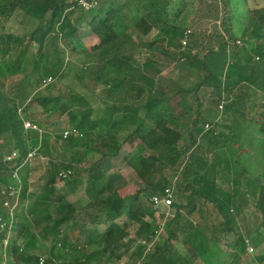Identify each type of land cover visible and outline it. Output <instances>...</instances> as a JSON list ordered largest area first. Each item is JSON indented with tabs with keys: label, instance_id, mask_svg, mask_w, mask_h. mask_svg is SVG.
Returning <instances> with one entry per match:
<instances>
[{
	"label": "trees",
	"instance_id": "obj_1",
	"mask_svg": "<svg viewBox=\"0 0 264 264\" xmlns=\"http://www.w3.org/2000/svg\"><path fill=\"white\" fill-rule=\"evenodd\" d=\"M83 1L87 8L76 0H0V140L4 148L0 152V181L20 188L14 176L31 154L34 157L42 152L38 149L50 145L46 132L50 133L47 124L52 126L53 120L66 116L69 129L78 132L57 139L56 144L66 145L58 150L70 157L50 161L47 189L27 197V182L23 181L26 190L21 199H33L37 212L29 208L19 213L18 208L11 213L4 206L12 190L2 196L0 253L4 264H40L41 260L44 264H102L106 257L121 261L120 252L132 237L131 228H136L134 237L141 246L138 257L142 264H190L174 242L187 247L191 256L205 264H222L225 257L219 246L231 235L228 247L233 252L226 258L233 263L240 258L251 261L248 246L255 251L264 245V122L249 121L248 127L257 130L256 136H245L236 127L239 120L247 121L248 105L256 102V93L264 96V7L250 9L249 0H220L225 11L221 32L193 33L181 23L187 7L183 0ZM232 3H236L237 14H243L239 20L241 38L233 32ZM18 14L38 23L31 35L5 32ZM83 28L97 39L98 51L90 52L85 46L80 35ZM153 30H157L154 40H145ZM127 45L144 47L153 58L165 57L175 63L181 70L177 87L158 90L160 72L153 67V60L138 67L132 58L124 57ZM71 62L80 64V75L101 87V93L106 91L108 98L114 99L125 95L124 102L92 106L74 88L73 93L67 92L70 86L60 80ZM47 80L51 82L45 83ZM18 84L25 89L16 91ZM9 86L10 90L14 86V94L7 91ZM44 86L45 92L57 86L60 94L43 95ZM203 89H210V97L223 103L227 121L217 118L208 122L200 98ZM179 99L192 103V108L178 112ZM26 123L36 130L27 129ZM206 126H210L207 131ZM220 128L228 130L231 138L221 139ZM135 143L136 149L125 160L145 188L123 198L104 165L120 158L127 144ZM255 144L260 152L252 150ZM225 145L233 152H225ZM97 153L100 163L92 161L67 180L70 193L84 192L88 204L67 202L63 194L67 188H55L58 180L64 181L60 175L96 159ZM258 163L262 170L257 169ZM168 171L186 203H173L175 216L164 225L165 243H157L145 256L141 242H151L161 229L146 221L155 222L158 211L150 200L164 197L168 188L173 190ZM2 173L6 177H1ZM225 174L234 178L233 190L220 185ZM248 204L258 215L260 230L244 239L237 218ZM81 212L83 224L70 225ZM19 214L21 221L17 223ZM195 215L201 222L191 220ZM97 226L103 231L99 238H93L88 231ZM76 230V240L70 241L69 231ZM41 242L49 244L51 257ZM55 251L57 257L53 256ZM256 263L264 264V255H258Z\"/></svg>",
	"mask_w": 264,
	"mask_h": 264
},
{
	"label": "rangeland",
	"instance_id": "obj_2",
	"mask_svg": "<svg viewBox=\"0 0 264 264\" xmlns=\"http://www.w3.org/2000/svg\"><path fill=\"white\" fill-rule=\"evenodd\" d=\"M186 4V9L184 12V15L182 17L181 23L185 27H187L188 30H191L193 33L194 32H204V31H209V32H221V26H222V21H223V16L225 14L223 4L221 3L220 0H183ZM236 3H232V6L230 8L231 15L230 17L233 19L232 24H233V32L235 36L241 38L242 36V31L243 27L240 25V19H242L243 14L240 16V14H237L236 12ZM249 7L250 9H255V8H263L264 7V0H249ZM38 23L30 18H25L23 15L18 14L13 18V21L9 23L5 29L6 33H11L13 35H18V36H24V35H31L37 28ZM80 35L83 39V42L85 46L88 48L90 52H96L100 48V45L98 44L97 39L92 36V34L87 30L86 28H83L80 30ZM157 35V30H153L145 40L152 42L154 38ZM124 57L126 58H132V60L136 63L138 67H142L146 64L148 60H153V67L155 70H159L160 75L157 77V88L160 91H167L170 88L175 89L177 87V84L175 81H177L179 78V74H181V70L178 68V66L175 63H172L171 60L166 59L165 57H154L152 56L150 50L145 49L144 47H134V46H129L127 45L124 49ZM71 62L67 69H66V74L65 78L63 80H60L63 84H66L69 88H66V91L69 93H73V88L74 91L79 92L80 94L84 95L87 97L92 104V106H101L104 102L107 101H116L117 103L124 102L125 95H123L120 99H114V97L108 98V94L106 91H104V94L101 93V87H97L94 85L93 81L90 78H83L80 75V64ZM96 65V63H95ZM96 69L94 70L96 72ZM187 73V72H185ZM36 80V79H35ZM67 81H72L71 84H69ZM127 85V83H125ZM51 85V84H50ZM53 85V84H52ZM60 86V85H59ZM74 86V87H73ZM13 87H11L12 90H10V86L7 89V91L11 92L14 90ZM25 85H16L15 89L16 91L25 89ZM45 87L44 86L41 90L43 95H52V96H57L60 94V89L57 86H54L52 90H49L48 92H45ZM103 88V87H102ZM211 90L210 89H203L200 92V98L202 102V108L204 110V113H207L209 116V121L210 124L212 122H216L217 118L220 120H225L227 121L228 118L224 117L223 111L220 110V106L222 104L221 101L218 99H213L211 98ZM101 93V94H100ZM94 94L95 97L92 95ZM257 99L254 104L248 105V110H247V121H241L239 120L237 122V130L241 133H244L246 136L248 133H252L253 136L257 134V130H253L254 126L248 127L249 121L251 120H256L258 122H264V96L261 95L260 93H256ZM180 102V107L178 112H183V110H189L192 108V103L190 104L189 102H185L182 99H179ZM102 107V106H101ZM40 109H35L36 112H38ZM51 123V122H50ZM50 123L47 124L49 126L50 134L49 137L47 138L48 141L50 142V145L48 147H42L38 149V152L35 154L33 158L29 157V160H27L19 173H17L14 178L17 180V184L20 186V188L16 189V186H9L5 182L0 181V204L2 201V196L6 195L8 190L10 191L9 197L5 198V204L4 209H9V211L15 212L18 208L20 209L19 213H22V210L24 212H27L29 208H32L35 212H37V206L34 203L33 199L31 200H23L21 199V196L23 195V191L25 189V186L22 185L23 181L27 182V197H30L31 194H41L42 191L48 188L49 185V171L48 167L50 164V161L53 159L55 162H61L63 161L62 156H66L67 153L64 150H58V148L63 149V146H66L65 144H56L57 139L61 137L62 133L65 131H68V129L71 127L68 124V119L67 117H63L62 119H56L53 120L52 123L53 125L50 126ZM133 123V122H132ZM210 127V126H209ZM212 127V126H211ZM240 128V129H239ZM243 131H242V129ZM208 127L206 126V131ZM257 129V127H255ZM70 130V129H69ZM45 134V133H41ZM218 135L221 139H230L231 134L228 132L226 129H218ZM123 138L125 135L122 136ZM138 143V142H137ZM137 143L134 145H129L127 144L122 151V154L120 158L118 159H111L108 163L104 165L105 172L109 178H111L112 182L114 183L119 195L123 198H128L131 196H134L137 192H140L145 188V185L142 184V182L138 179V177L135 175L134 171L127 165L125 157L128 153L133 152L136 147ZM249 149L251 150V145H249ZM253 151L255 152H260L258 149V145L255 144L254 147L252 148ZM4 152L3 148V141L0 140V152ZM225 152H233L229 145L226 147L225 145ZM96 159L94 160H89L83 163L82 166H75L72 170V173L78 174L80 171L85 170L87 165H89L92 161L93 162H99L100 163V154L97 153ZM70 157V155H67ZM67 157V158H68ZM66 160V158H64ZM64 162L67 163V160ZM260 164V165H259ZM67 165H69L67 163ZM261 163H258L256 166L257 169L262 170L261 168ZM254 170L256 171V168L254 166ZM167 177L170 180V182L173 184V192H174V205L176 204H185L186 199L185 197L181 196L178 194L177 189H176V184L177 181L172 178L171 172H167ZM5 173L1 174V177H6ZM224 181L220 182V185L224 190H230L234 185L230 186L231 183H233L234 178L232 177L231 174H225ZM67 179L64 181H59L57 182L56 189L58 190H64V188H67L63 194L66 196V201L69 203H77L78 205L85 204L83 203L84 201L88 204L89 201L86 200L84 192L79 193L78 195H73L70 193V190L67 186ZM231 180L230 183H228ZM175 187V188H174ZM35 200V199H34ZM211 208V207H210ZM2 209V208H1ZM3 210V209H2ZM210 212L212 211L211 209L209 210ZM84 213H89V211L83 210ZM80 214L77 216L76 220L73 221L70 225H79L81 226L83 223L81 222V217L83 214ZM39 215V214H38ZM161 216H165V219H162ZM175 216V209L171 207L170 209H164L161 208L156 212L155 215V222H153L150 219H146L147 222L149 223H154L156 226H160L161 229L159 230L160 233V238L158 243L163 244L167 238V232L165 230V223L168 221L173 220ZM161 217V218H160ZM258 215L256 214L255 210L252 208L250 204H248L246 207H244V212L240 217L237 218V226L240 230L241 236L246 238L247 234H251L250 232H254L257 229L260 230L259 227V222L257 221ZM17 223L21 221L20 214L19 218L17 217ZM193 222H201L200 216L195 215L194 218H191ZM215 219H213L214 221ZM133 233L131 234L132 237L126 241L125 246L121 250L120 254L122 255V260L121 261H115V259H111L109 257H106L102 264H142L143 262L140 261L139 259V248L141 247L139 243L135 240L134 237V231L136 228H131L130 229ZM66 231V229L64 230ZM68 231V230H67ZM103 231V228L100 226H97L95 228H90L88 233L93 237V238H99ZM69 231L70 233V241H75L77 238V230L75 231ZM262 233V231H261ZM232 236L229 237V239H226L223 241V243L220 245L222 246V251L228 250V244L232 242ZM133 238V239H132ZM42 240V239H40ZM177 251H181L185 248L181 243L179 242H174L173 243ZM43 250H46V252L49 250L50 246L48 243L41 242L40 245ZM219 246V247H220ZM225 247H228L227 249ZM186 251L188 252V248H185ZM50 254L49 252H47ZM47 254V255H48ZM187 254V253H186ZM185 254V255H186ZM188 254L192 255V253L188 252ZM251 261H237L236 263L231 262V260H228L229 264H257L256 259L258 255L263 254L264 255V245H262L260 248L255 249L253 253H249ZM48 256H52L51 254ZM53 256H58V251L53 252ZM144 256V254H143ZM146 256V254H145ZM54 258V257H52ZM47 259V257H45ZM194 259H196L194 257ZM145 260V258L143 259ZM142 260V261H143ZM198 261V264H203L202 261H200L199 258L196 259ZM56 263H58V260H55ZM0 264H4V257L0 253Z\"/></svg>",
	"mask_w": 264,
	"mask_h": 264
},
{
	"label": "built area",
	"instance_id": "obj_3",
	"mask_svg": "<svg viewBox=\"0 0 264 264\" xmlns=\"http://www.w3.org/2000/svg\"><path fill=\"white\" fill-rule=\"evenodd\" d=\"M76 1L79 4L83 5L84 7H86V8L89 6L83 0H76ZM188 33H190V32H188ZM183 44H186V42L184 41ZM50 82H51V80H47L45 83L49 84ZM223 107H224V105L222 103L221 106L219 107L221 111L223 110ZM25 126H26L27 129L36 130V127L34 125H32L31 123H26ZM207 127H208L207 130H209L210 127L209 126H207ZM77 133L78 132L76 130H68V131L63 132L62 137L64 139H67L70 135H75V136L78 135ZM33 155L34 154H31L30 157H33ZM13 157H15V155H13L12 157H8L7 160L10 161V160L13 159ZM71 174H72V172L71 171H68V172L62 173L60 176L63 178V180H65ZM173 198H174V192H173L172 189L168 188V189L165 190L164 197H161L160 198L158 196H154L150 200V202H151V204H153V208L155 210H159L161 208L170 209L172 207L173 203H174ZM160 233H161L160 231L157 232L155 234V237L152 238V241L151 242H146V241L141 242V245H143L146 248L145 249L146 250L145 254H149V253H151L153 251L154 246L159 242L158 240L160 238ZM248 252L249 253H253L254 252L253 247H251L250 245L248 246ZM44 263H45L44 260H41L40 261V264H44Z\"/></svg>",
	"mask_w": 264,
	"mask_h": 264
},
{
	"label": "crops",
	"instance_id": "obj_4",
	"mask_svg": "<svg viewBox=\"0 0 264 264\" xmlns=\"http://www.w3.org/2000/svg\"><path fill=\"white\" fill-rule=\"evenodd\" d=\"M202 111L204 112V110H203V108H202ZM165 243V242H164ZM163 243V244H164ZM176 243V242H175ZM186 248V247H185ZM183 249V250H179V253H180V255L181 256H183V258H185V259H187L188 260V262L190 263V264H198V261H196V259H194V257L193 256H191L190 254H188V252L186 251V249ZM226 249L228 248V247H225ZM219 249H220V253L221 254H223L222 256L223 257H225L224 259H223V263L222 264H229L228 263V258H226V256H229V255H231V253L233 252V248L232 247H229L228 248V250H225V251H222V246H220L219 247ZM187 253V254H186ZM186 254V255H185ZM261 255H263V254H261ZM200 259V258H199ZM228 259V260H227ZM240 261H244V260H241V258L239 259ZM200 261H202L201 259H200ZM225 261L227 262V263H225ZM202 263L203 264H205L203 261H202Z\"/></svg>",
	"mask_w": 264,
	"mask_h": 264
}]
</instances>
